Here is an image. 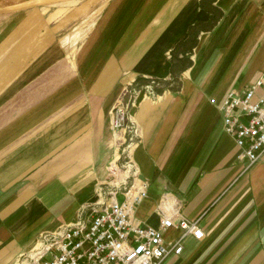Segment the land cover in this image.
I'll use <instances>...</instances> for the list:
<instances>
[{
  "label": "crops",
  "instance_id": "obj_1",
  "mask_svg": "<svg viewBox=\"0 0 264 264\" xmlns=\"http://www.w3.org/2000/svg\"><path fill=\"white\" fill-rule=\"evenodd\" d=\"M199 3L0 0V264L88 217L125 156L146 185L135 223L184 218L203 233L161 264H264V153L247 169L219 110L264 81V0H214L220 18L173 74L172 50L210 18ZM118 103L129 122L114 132Z\"/></svg>",
  "mask_w": 264,
  "mask_h": 264
},
{
  "label": "built area",
  "instance_id": "obj_2",
  "mask_svg": "<svg viewBox=\"0 0 264 264\" xmlns=\"http://www.w3.org/2000/svg\"><path fill=\"white\" fill-rule=\"evenodd\" d=\"M257 88L261 90L260 95L256 94ZM127 109L122 103L113 108L114 132L126 128ZM219 110L224 131L239 150L238 160L250 168L264 153V81L240 94L230 92ZM100 186L99 199L90 208L88 217L43 236L40 247L22 255L16 264H161L170 254L182 252V240L188 235L194 240L202 239L197 222L184 218H177L175 222L172 218H163L159 229L133 221L134 210L147 193L128 156L109 164L106 180ZM118 195L122 201L117 200ZM172 227L180 229L181 235L167 243L163 232Z\"/></svg>",
  "mask_w": 264,
  "mask_h": 264
},
{
  "label": "trees",
  "instance_id": "obj_3",
  "mask_svg": "<svg viewBox=\"0 0 264 264\" xmlns=\"http://www.w3.org/2000/svg\"><path fill=\"white\" fill-rule=\"evenodd\" d=\"M213 2L214 0H200V7L205 9L210 15L209 20L205 23L195 22L189 26L188 39L178 43L172 50L171 70L173 74L181 71L188 64L189 56L197 43L198 35L201 32L212 30L220 18L221 12L217 7L213 6Z\"/></svg>",
  "mask_w": 264,
  "mask_h": 264
},
{
  "label": "rangeland",
  "instance_id": "obj_4",
  "mask_svg": "<svg viewBox=\"0 0 264 264\" xmlns=\"http://www.w3.org/2000/svg\"><path fill=\"white\" fill-rule=\"evenodd\" d=\"M34 3H40L45 5V8L50 9H59L64 12L70 9V7H75L78 4H81L85 0H32ZM123 104V103H122ZM129 118V116H128ZM127 122H129L127 120Z\"/></svg>",
  "mask_w": 264,
  "mask_h": 264
}]
</instances>
